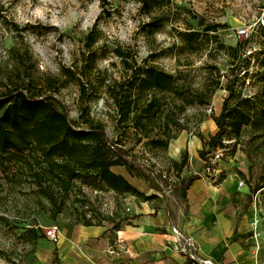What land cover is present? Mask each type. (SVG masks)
<instances>
[{"label":"rangeland","instance_id":"374dc122","mask_svg":"<svg viewBox=\"0 0 264 264\" xmlns=\"http://www.w3.org/2000/svg\"><path fill=\"white\" fill-rule=\"evenodd\" d=\"M169 9L170 20L155 34L149 35L142 26L150 16L135 0H106L104 4L100 0H0V89L7 82L5 76L19 62L25 67L28 64L32 76L41 82L47 76L59 77L64 67L82 68L87 56L95 52L96 67L91 72L86 67L84 79L90 84L92 116L106 124L113 139L116 136L115 110L106 89L115 80L128 77L121 58L115 54V49L120 47L129 54L132 63L134 60L148 61L174 74L182 71L180 82L190 90L202 84L211 85L219 74L222 75V87L215 92L210 104L190 105L183 111L179 99L168 96L165 100L166 106L172 109L171 120L178 118L185 128L178 132L172 127L171 134L184 132L190 140L199 138L201 133L208 139L218 131L212 116L221 113L229 95L226 90L228 80L236 74L246 77L244 86L242 80L238 81V90L243 86L244 94L262 105L264 0H171ZM207 24H220L221 27L215 33L206 34L203 29ZM243 28L249 29V38L239 37L238 30ZM93 30L96 42L89 47L88 37ZM193 30L204 34L190 48L182 33ZM241 41H246V45L238 59L229 56L220 46H235ZM56 96L66 105L71 118L77 120L80 112L78 85L71 82ZM210 108L211 115L208 113ZM164 117L146 133L151 137L166 136ZM141 134L139 131V134L128 135L125 144L133 149L131 152L139 163L148 166L151 177L132 175L121 166L113 170L124 175L146 195L156 197L146 201L129 193L119 194L105 188L95 176L78 179L56 223L52 222V217L57 207L43 196L31 179L20 168H15L17 176L5 172L6 166L0 163V264H53L55 254L66 264L68 258L64 246L71 237L83 236L84 219H91L95 224L102 222L111 235L117 224L127 225L137 207L144 208L142 203L152 208L168 206L171 212H177L183 202L177 188L180 181L189 176L204 174L217 180L225 175L233 177L237 184L244 180L242 188L250 192L247 195L256 186L264 184L262 124L245 126L237 138L225 136L224 146L207 155V164L203 159H190L188 153L187 169L181 172L173 166L169 149L151 147L145 143L146 139L136 144ZM158 174L163 175V180ZM155 185L160 189L154 188ZM252 196V207L264 230V188ZM54 225L60 228L58 242L46 233ZM32 227L41 230V238H30L28 232ZM75 248L79 254L77 264H87L88 257L82 254V246L76 244ZM81 255L85 258L84 263L80 261Z\"/></svg>","mask_w":264,"mask_h":264},{"label":"trees","instance_id":"16d2710c","mask_svg":"<svg viewBox=\"0 0 264 264\" xmlns=\"http://www.w3.org/2000/svg\"><path fill=\"white\" fill-rule=\"evenodd\" d=\"M100 1L102 4L106 2ZM135 1L150 16L149 21L142 26L147 34H155L170 20L171 0ZM220 27V24H207L203 32L215 33ZM94 30L88 37L89 47L96 42ZM203 32L193 30L182 33L186 46L193 48ZM245 45L246 41L238 42L235 46L220 44L229 56L237 59L243 54ZM115 54L121 58L128 77L115 80L106 89L115 110L116 136L113 139L108 134L106 124L92 116L90 84L84 79L87 75L84 69L88 67L91 72L96 67L95 52L87 56V62L82 68L73 70L64 67L59 77L47 76L41 82L32 76L28 64L25 67L23 62H19L5 76L7 82L0 89V163L6 166L5 172L14 176H17L15 168H20L43 196L57 207L52 217L53 223L57 222V216L63 211L74 182L78 179L95 176L105 188L119 194L129 193L146 201L155 198L156 196L146 195L124 175L113 170L114 167L121 166L132 175L146 179L151 177L148 166L139 163L131 152L133 149L126 146L127 136L139 134L140 131L142 134L136 144L146 139L145 143L151 147L168 149L171 141L178 137L171 134L172 127L178 132L185 128L178 118L171 120L169 115L172 109L166 106V98L172 96L179 99L180 109L185 111L190 105L210 104L215 92L222 87V75L219 74L213 84H202L190 90L180 82L182 71L174 74L148 61L139 63L134 60L132 63L129 61V54L120 47L115 49ZM245 78L236 74L233 79L228 80L226 90L229 95L224 100L221 113L212 116L218 131L208 139L199 134L203 144L199 156L206 164L210 151L224 146L225 136L237 138L248 125L264 126V98H261L262 105H258L252 96L244 94ZM241 80L243 86L238 90L237 83ZM71 82L76 83L80 91L77 120L71 118L66 105L56 96L60 89ZM163 116L166 119V136L151 137L146 133L147 129L153 127ZM188 163L187 151L180 161L172 162L179 172ZM158 176L163 180V175ZM199 177L193 175L180 181L177 189L184 199L187 190ZM224 178L226 176L222 175L217 181ZM154 188L160 189V186L155 185ZM263 188L264 184L256 186L248 196L249 202L252 201L253 193ZM83 222L88 227L104 226L102 222L95 224L91 219H84ZM121 227L117 224L114 229L120 230ZM28 234L35 240L42 237L41 230L35 227L30 228ZM58 259L55 254L53 264H63ZM189 260L194 261L191 258Z\"/></svg>","mask_w":264,"mask_h":264},{"label":"crops","instance_id":"0c3cea01","mask_svg":"<svg viewBox=\"0 0 264 264\" xmlns=\"http://www.w3.org/2000/svg\"><path fill=\"white\" fill-rule=\"evenodd\" d=\"M202 147L200 138L189 140L183 132L168 149L176 161L185 151L190 159L201 160ZM198 176L177 212H171L168 206L152 208L142 203L144 208H136L130 224L114 234L110 235L105 225L84 226L83 236L71 237L64 246L66 264H77L76 244L87 255V264H199L190 262L183 251L182 236L193 238L199 258L215 264H264V230L260 223L258 234L254 231L255 209L247 195L250 192L239 188L231 176L221 181ZM80 261H85L82 255Z\"/></svg>","mask_w":264,"mask_h":264},{"label":"built area","instance_id":"2783aa9c","mask_svg":"<svg viewBox=\"0 0 264 264\" xmlns=\"http://www.w3.org/2000/svg\"><path fill=\"white\" fill-rule=\"evenodd\" d=\"M238 34L240 38L246 39L250 37V31L247 28H243L238 30ZM209 115L212 114V109L210 108L208 110ZM244 180H240L238 182V187L242 188L244 186ZM261 220L259 218V216L257 215V213L255 212V216H254V220L252 222L254 231L256 233V235L258 234V226L260 225ZM176 232H178L177 230H175ZM47 236L53 240L54 242H58L59 241V233H60V228L57 225L51 226L46 230ZM179 233V232H178ZM181 235V233H179ZM182 236V235H181ZM181 239H183L185 246H183V251L189 256V258H191L192 260L198 262L199 264H215L214 261H212L211 259L208 258H199L197 256V252L199 250L198 245L196 244V242L193 240L192 237H185L182 236Z\"/></svg>","mask_w":264,"mask_h":264}]
</instances>
